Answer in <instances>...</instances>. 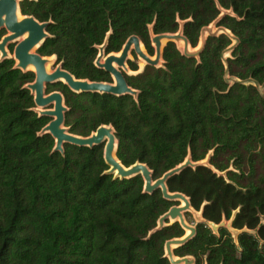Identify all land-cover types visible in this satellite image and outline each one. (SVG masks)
Masks as SVG:
<instances>
[{"label": "trees", "instance_id": "16d2710c", "mask_svg": "<svg viewBox=\"0 0 264 264\" xmlns=\"http://www.w3.org/2000/svg\"><path fill=\"white\" fill-rule=\"evenodd\" d=\"M19 10L48 24L36 53L90 82L112 83L95 65L103 44L105 55L118 53L135 35L151 57L153 35L182 29L194 48L216 25L196 57L170 41L161 66L125 74L136 96L74 93L62 82L46 92L62 94L69 133L87 137L111 126L124 167L143 163L157 179L187 158L197 163L166 182L200 217L175 257L264 264V96L257 88L264 84V0H21ZM15 64L0 57V264H170L165 242L185 230L178 222L157 229V222L177 203L160 190L145 193L141 175L107 173L103 145L54 151V139L42 133L50 118L38 114L26 87L34 73ZM233 214L231 227L251 232L234 239L206 223Z\"/></svg>", "mask_w": 264, "mask_h": 264}, {"label": "water", "instance_id": "95a60500", "mask_svg": "<svg viewBox=\"0 0 264 264\" xmlns=\"http://www.w3.org/2000/svg\"><path fill=\"white\" fill-rule=\"evenodd\" d=\"M21 0H0V31L4 30L7 34L0 39V57L5 59L9 57L7 48L10 44H15L13 49V59L16 61L15 67L21 71H27L29 67L34 69V80L27 84V89L33 94V101L37 108L38 114L50 118L49 123L42 129V133L49 134L55 141L54 151L62 152L64 145L71 146H104L103 157L109 167L107 173L113 174L121 179L131 178L141 175L145 193H152L160 190L163 199L177 203L169 208L157 222V229H161L174 222H178L187 234L181 238H173L165 242V256L170 264H194L191 257H175L173 249L183 245L190 240L196 233L194 226L189 225L184 217L187 212H195L189 198L182 193H170L167 189L166 182L173 175L180 172L187 166H195L190 158H187L181 165L165 172L160 178L153 179L151 170L143 163H135L129 167H124L115 156L117 141L114 130L111 126H100L95 132L87 137L73 135L68 132L64 126L66 107L63 96L58 91L46 92V86L56 82H62L69 90L74 93H100L112 94L116 96L132 95L136 96L137 92L131 89L125 79L128 72L127 62L131 54L141 59L145 65L158 67L162 61L163 47L167 42H183L182 53L188 57H196L200 50L188 52L189 43L180 29L177 33H163L153 35L151 43L154 47V56L150 57L144 50L139 38L135 35L130 36L118 53L105 55L104 44L99 46V52L95 60V65L109 73L112 77V83L90 82L87 80L76 79L68 71L57 65L52 72H48L46 64L48 58L42 57L33 50H37L47 37V23L38 22L31 16H22L19 10ZM205 31V30H204ZM204 31L202 38H204ZM212 33V32H209ZM162 42H164L162 44ZM55 64V61L53 62ZM179 200L184 202V206L179 205ZM234 214L229 221H222L219 224L206 222L211 230L216 233L219 227H226L236 239L241 232H251L247 229L240 231L231 227ZM200 217H198V220Z\"/></svg>", "mask_w": 264, "mask_h": 264}, {"label": "rangeland", "instance_id": "374dc122", "mask_svg": "<svg viewBox=\"0 0 264 264\" xmlns=\"http://www.w3.org/2000/svg\"><path fill=\"white\" fill-rule=\"evenodd\" d=\"M216 30H217V27H216V25L213 23V24L209 25V26L207 27V29H205V31H204V36H207V35L209 34V32H215ZM180 43H181V41H180V42H177L176 44H177L178 48H179L181 51H183V47L181 46ZM201 44H202V39L199 40L197 46L194 47V48H192V47L189 45V47H188V52H195V51L199 50ZM14 46H15V44H11V45L7 48L8 53H9V57H10V58H13V49H14ZM10 47H11V48H10ZM144 50H145V49H144ZM33 52H36V50L34 49ZM153 56H154V55H153ZM153 56H151V57L153 58ZM228 56H229V51L225 52V54H224V58H226V57H228ZM46 58L49 59V64H48L47 71H48V72H52V71L55 69V67H56L57 65L53 64V62H54V58H52V57H46ZM129 60H131V61H133L134 63H136V65H137V67H138V70L135 71V72H132L131 70H128L127 74H133V75H134V74L140 73V72H142V71L144 70V68H145L146 65H145V63H144L141 59H139L138 57H134V56H132V54H131V56L129 57ZM14 61H15V60H14ZM15 63H16V61H15ZM161 64H162V61L159 63L158 67L161 66ZM127 67H128V65H127ZM128 69H129V68H128ZM27 71L34 72V70H33L32 68H30V67L27 69ZM257 88H258L260 94H261L262 96H264V84L257 86ZM203 162H206V159L203 160L202 163H203ZM257 171H259V167H258V166H257ZM184 217H185L186 222H187L189 225L194 226V224H195L196 221L198 220L199 212H193V211H191V212H187V213L184 214ZM186 233H187V232L185 231V234H186Z\"/></svg>", "mask_w": 264, "mask_h": 264}, {"label": "bare ground", "instance_id": "6f19581e", "mask_svg": "<svg viewBox=\"0 0 264 264\" xmlns=\"http://www.w3.org/2000/svg\"><path fill=\"white\" fill-rule=\"evenodd\" d=\"M164 42H162V44H163ZM181 44V46L183 47V42H181L180 43ZM53 58V57H52ZM49 60V59H48ZM49 64V62L46 64V68H47V65ZM30 68H32L33 69V67H30ZM34 70V69H33ZM179 205L180 206H184V202L182 201V200H179ZM187 234V233H186Z\"/></svg>", "mask_w": 264, "mask_h": 264}, {"label": "flooded vegetation", "instance_id": "af4514ba", "mask_svg": "<svg viewBox=\"0 0 264 264\" xmlns=\"http://www.w3.org/2000/svg\"><path fill=\"white\" fill-rule=\"evenodd\" d=\"M0 33H2L1 38L7 34L4 30L0 31ZM1 38H0V39H1ZM10 45H11V44H10ZM10 45H9V46H10ZM9 46H8V47H9ZM7 51H8V50H7ZM47 68H48V65H47Z\"/></svg>", "mask_w": 264, "mask_h": 264}]
</instances>
